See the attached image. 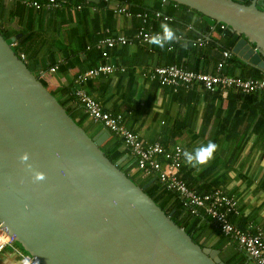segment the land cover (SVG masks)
I'll use <instances>...</instances> for the list:
<instances>
[{"label":"water","instance_id":"obj_1","mask_svg":"<svg viewBox=\"0 0 264 264\" xmlns=\"http://www.w3.org/2000/svg\"><path fill=\"white\" fill-rule=\"evenodd\" d=\"M171 1L240 31L231 51L264 70L258 0ZM109 136L105 128L90 136L0 31V225L11 239L37 249L40 264H227L144 191L154 177L139 185L119 167L127 154L115 162L105 154Z\"/></svg>","mask_w":264,"mask_h":264},{"label":"crops","instance_id":"obj_2","mask_svg":"<svg viewBox=\"0 0 264 264\" xmlns=\"http://www.w3.org/2000/svg\"><path fill=\"white\" fill-rule=\"evenodd\" d=\"M150 1L142 0L141 4V0H122L130 16L116 15L97 0L81 8L34 10L30 17L15 18L12 5L16 1L5 0V6L0 3V21L6 28L28 26L25 34L18 31L21 35L16 38L21 41L14 44L34 70H43L51 61L62 59L65 71H41L43 76L52 77L49 87L61 96L63 90L74 86L75 76L84 69L98 63L125 67L89 77L84 88L103 109L121 113L123 125L136 131L144 142L159 141L166 148L179 144L189 151L215 142L218 149L205 166L193 169L182 157L181 178L197 191L220 189L234 197L238 212H228L227 216L242 230L251 231L254 225L264 229V91L246 92L221 84L214 90L201 83L167 86L145 76L140 64H176L195 72L243 77L258 75V69L232 51L223 56L227 49L218 41L219 31L209 19L178 4L163 2L159 6ZM162 22L177 30L180 43L161 50L133 38L141 26L151 25L159 32ZM118 35L130 41L112 48L98 46L99 40ZM198 38L203 44L197 42ZM103 49L108 51L106 57L102 56ZM220 60L223 66L217 69ZM74 114L80 115L81 110L74 109ZM89 124L88 130H94L92 126L103 128L100 123ZM211 244L219 245L225 261L234 254V245L226 236L215 235ZM238 255L245 257L243 264H255L245 252Z\"/></svg>","mask_w":264,"mask_h":264},{"label":"built area","instance_id":"obj_3","mask_svg":"<svg viewBox=\"0 0 264 264\" xmlns=\"http://www.w3.org/2000/svg\"><path fill=\"white\" fill-rule=\"evenodd\" d=\"M67 0H24V5L37 8L67 7ZM110 3V10L116 14L130 16L128 9L122 0H105ZM71 5V4H69ZM81 4L70 6L69 8H80ZM156 29L151 25L141 26L133 36L134 39L147 43L150 34L156 33ZM129 38L118 35L109 36L99 40L98 46L111 48L115 43L126 44ZM199 44H203L201 38L197 39ZM108 51L103 49L102 55L106 56ZM231 50L223 51V56L227 57ZM23 58V54H22ZM139 64V63H138ZM145 76L158 80L161 84L177 87L187 86L193 83H201L208 90H214L219 84L236 86L243 91H264V72L260 71L259 77L241 78L227 75L226 73H206L195 72L176 64L156 65L150 62L140 64ZM223 61L216 62V68L220 69ZM124 70L115 64L99 63L88 70L80 72L75 79L77 83V97L85 108L87 114L94 121L102 122L103 126L110 132L119 136L130 151V156L135 158L136 168L145 177H157L159 181L170 190L179 192L186 203L195 210L203 208L210 215L213 223L234 242V248L247 253L256 264H264V229L260 226H252V230H242L228 219V212L237 213L238 204L234 197L223 193L220 189L210 192L196 191L190 187L179 175V168L182 164L181 152L183 148L176 144L172 148H165L159 141L144 142L137 133L127 129L122 125V114H113L103 109L97 101L82 85L83 81L92 75L112 74L117 69ZM251 78V79H250ZM12 239L5 229L0 225V253L11 244L13 254L20 264H39L36 260L35 250L29 244H12Z\"/></svg>","mask_w":264,"mask_h":264},{"label":"trees","instance_id":"obj_4","mask_svg":"<svg viewBox=\"0 0 264 264\" xmlns=\"http://www.w3.org/2000/svg\"><path fill=\"white\" fill-rule=\"evenodd\" d=\"M5 0H0V3L2 2L5 6ZM15 4L12 5L14 8L13 11H15V14L13 16H29L31 15L32 11H34L33 8L26 6L22 3H20V0H15ZM133 1V0H132ZM135 2H139L140 0H134ZM241 3H249L250 0H238ZM150 2H156V4L164 5L162 0H151ZM142 4V0H141ZM172 4H177L174 1H171L169 5ZM180 5V4H178ZM185 8H189L185 5H180ZM192 11H195L197 14L200 16H204L205 18L209 19L214 23V20L211 19L208 16L203 15L202 13L189 8ZM1 10V6H0ZM27 14V16H26ZM12 19V18H11ZM22 26H17V25H11L10 27H5L3 23L0 21V31L3 35V37L9 42H18L20 39H17L15 35L19 30L24 31L23 33L25 34L27 32L28 26L26 24H20ZM23 26L25 28H23ZM216 29L219 31L218 33V41L222 44L223 48L225 49H231L232 46L237 42V40L242 36L240 31L237 30H232L229 29L228 27L216 24ZM15 37L14 40L12 38ZM21 41V40H20ZM19 43V42H18ZM13 45V44H12ZM13 47V46H12ZM16 51H20L17 47H13ZM28 67L36 74L39 76V79L41 82L46 86V88L61 102V104L69 110V113L74 116L77 121L83 126V128L86 129V131L89 133L90 136H93L91 133H96L98 129L95 126H92L94 130H88L90 127L89 122L83 121L85 119L84 115H75L74 114V109H77L78 104L75 102V95L74 92L76 88L74 86L69 88H66L65 90L62 91L63 96H61L55 89H51L49 87V80L52 79V77L49 76H43L41 74V71H50L51 66L57 67L55 71H59L62 69V71H65V67H61L64 64L60 63H55V61H51L50 64L47 67H44L43 70H34L29 61L27 56L23 59ZM64 63V62H61ZM66 63V62H65ZM80 73V72H79ZM78 73V74H79ZM77 74V75H78ZM76 79V76H75ZM76 86L77 83L75 82ZM113 113V112H112ZM102 150L105 152V154L113 161L115 162L117 159H119L122 155L124 154H129V149L124 145L122 139L119 137L111 134V137L107 139L105 142L102 143L101 145ZM133 158H126L124 161H122L119 165L121 169H123L130 177H132L134 180L135 174H137V168H136V163L132 161ZM134 170V171H133ZM151 177H145L141 179L140 182H138L139 185L145 184ZM144 191L167 213L169 214L170 212L171 219L174 220L179 226L183 227L184 230L191 235L193 240L198 243L201 247H205L208 245L209 241H211V238H213L215 235L224 236L221 234L216 228L213 226V222L211 220V217L205 212L203 208H196L193 210L190 205L186 203L184 198L179 194V192L167 189L157 177L150 182L144 189ZM11 246V245H10ZM219 247V245H215V247ZM8 247V246H7ZM7 250V248H6ZM5 250V251H6ZM11 250L13 253V249L11 246ZM245 261V257L238 255V251L234 250V254L226 260L227 264H243Z\"/></svg>","mask_w":264,"mask_h":264},{"label":"clouds","instance_id":"obj_5","mask_svg":"<svg viewBox=\"0 0 264 264\" xmlns=\"http://www.w3.org/2000/svg\"><path fill=\"white\" fill-rule=\"evenodd\" d=\"M181 42V37L178 36L177 30L174 29L170 24L162 22L160 25V31L152 33L147 38V43L153 45L161 50L168 46ZM218 149V145L213 141L201 144L195 147L193 150H183L181 155L185 162V165L193 169H198L202 166L207 165L213 158L214 154ZM21 163L25 164V167L32 172L33 179L35 181L43 180L44 174L36 171L32 168L31 164H28L29 154L27 152H21L19 155Z\"/></svg>","mask_w":264,"mask_h":264},{"label":"rangeland","instance_id":"obj_6","mask_svg":"<svg viewBox=\"0 0 264 264\" xmlns=\"http://www.w3.org/2000/svg\"><path fill=\"white\" fill-rule=\"evenodd\" d=\"M163 2H164V0H162ZM238 1V0H237ZM93 2H96V1H92V0H67L66 1V3H65V5L67 6V9L70 7V6H74V5H76V4H81V7L84 5V4H92ZM102 2L103 3H105L108 7H110V3L109 2H107V1H105V0H102ZM258 2V6L260 7V8H263L264 9V3L262 2V0H258L257 1ZM20 3H24V0H20ZM69 4H71V5H69ZM80 7V8H81ZM31 8H33L34 10H37V11H42V10H52V11H54V10H61V8L62 7H55V8H49V9H46V8H37V7H31ZM192 9V8H191ZM114 13V12H113ZM14 14H15V11H14ZM114 14H116V13H114ZM116 15H119V16H125V15H121V14H116ZM11 26V25H10ZM10 26H8V27H10ZM19 32H17V34H18ZM13 44V45H12ZM11 45L14 47H17L16 46V44H14V42L12 43ZM116 44H121V43H115V45ZM114 45V46H115ZM18 48V47H17ZM112 48V47H111ZM19 49V48H18ZM17 53H18V55L20 56V57H22V54H23V58H25L26 57V55H25V53L23 52V51H17ZM108 55V54H107ZM106 55V56H107ZM103 56V55H102ZM106 56H103V57H106ZM61 62H62V59L61 60H59L58 61V63H60L61 64ZM99 64V63H98ZM109 64H113V63H109ZM154 64V63H153ZM97 65V64H96ZM156 65H162V64H156ZM164 65H168V64H164ZM95 66V65H94ZM117 66V65H116ZM178 66V65H177ZM91 67H93V66H91ZM91 67H89V68H91ZM119 67V66H118ZM179 67H181V66H179ZM56 68L57 67H55V66H51L50 67V71H54V70H56ZM89 68H87V69H84V70H88ZM182 68H184V67H182ZM124 69H125V67H124ZM84 70H82V71H84ZM119 70H121V69H117V71H119ZM81 71V72H82ZM116 71V72H117ZM207 73V72H206ZM208 73H214V72H208ZM216 73V72H215ZM219 73V72H218ZM227 74V73H226ZM99 75V74H98ZM227 75H230V74H227ZM93 76V75H92ZM89 77H91V76H89ZM89 77H87L84 81H86ZM84 81H83V83H82V85L84 86ZM157 82H159L158 80H156ZM160 83V82H159ZM73 85H74V88H76V90H75V92H74V95L76 96L75 98V102L78 104V107H77V109H80L81 110V114L80 115H84L85 116V119L86 120H84L85 122H88L89 121V123H100L102 126H103V124H102V122H100V121H94V120H92L91 119V117L87 114V112H86V110H85V108L82 106V104L79 102V100H78V97H77V86H76V84L73 82ZM89 93V92H88ZM110 112V111H109ZM112 113V112H111ZM113 114H116V113H113ZM89 119V120H88ZM122 125H123V123H122ZM124 126V125H123ZM125 127V126H124ZM103 128H105L104 126H103ZM106 129V128H105ZM128 129V128H127ZM130 130V129H129ZM90 131V130H89ZM99 131V130H98ZM98 131H96V133L98 132ZM131 131H133V130H131ZM110 132V131H109ZM133 132H135V133H137L136 131H133ZM96 133H91L93 136H95V134ZM111 134H113V135H115V136H117L115 133H113V132H110V136H111ZM92 136V137H93ZM109 136V137H110ZM139 136V135H138ZM109 137L107 138V139H109ZM117 137H119V136H117ZM140 137V136H139ZM120 138V137H119ZM106 139V140H107ZM121 139V138H120ZM105 140V141H106ZM104 141V142H105ZM152 142V141H151ZM163 145V144H162ZM164 146V145H163ZM173 147V146H172ZM171 147V148H172ZM166 148V147H165ZM167 149H169V148H167ZM128 157H130V158H133L132 159V161L135 163V158L133 157V156H130V151H129V154H128ZM127 157V158H128ZM180 169V168H179ZM137 171V174H135L136 176H135V178H136V181L137 182H140L141 181V179H143V178H145V176H143L140 172H139V170L138 169H136ZM134 171V170H133ZM180 175V174H179ZM155 178V177H154ZM194 189V188H193ZM197 191V190H196ZM201 192V191H200ZM210 216V215H209ZM212 220V219H211ZM213 222V221H212ZM241 229V228H240ZM12 244H18L17 242H15V241H12ZM11 245V244H10ZM8 246V248H7V250L2 254H0V262L5 258V260H4V262H3V264H18V260H17V258L15 257V255L12 253V250H11V246ZM21 245V244H20ZM207 246H212V244H211V241H209V243H208V245Z\"/></svg>","mask_w":264,"mask_h":264},{"label":"bare ground","instance_id":"obj_7","mask_svg":"<svg viewBox=\"0 0 264 264\" xmlns=\"http://www.w3.org/2000/svg\"><path fill=\"white\" fill-rule=\"evenodd\" d=\"M252 0H250V2H251ZM264 1V0H263ZM22 58V57H21ZM22 59H24V58H22ZM260 71H262V72H264V70H262V69H258V75H255V76H250V77H259L260 76ZM238 77H241V78H249V77H243V76H238ZM251 79V78H250ZM95 98V97H94ZM96 99V98H95ZM97 100V99H96ZM98 101V100H97ZM109 131V130H108ZM125 145V144H124ZM128 155V154H127ZM208 192H210V191H208ZM228 217V216H227ZM228 219H229V217H228ZM213 226L221 233V234H223L224 236H226V237H228L227 235H225L217 226H216V224L215 223H213ZM229 239H230V241H231V243H233V245H234V242L232 241V239L230 238V237H228ZM25 244H27V243H25ZM29 244V243H28ZM29 246L31 247V249L32 250H35V253H36V260L38 261V258H37V256H38V250L37 249H35V248H33L30 244H29ZM211 247H213V248H217V247H215V245H212ZM233 250H235V251H240V250H237V249H233ZM221 251V250H220ZM1 254V253H0ZM247 254V253H246ZM248 255V254H247ZM220 256H221V258H222V255H221V253H220ZM249 256V255H248ZM250 257V256H249ZM223 259V258H222ZM251 260H252V258H250ZM224 260V259H223ZM225 261V260H224ZM253 261V260H252ZM226 262V261H225ZM254 262V261H253ZM39 263V262H38ZM255 263V262H254ZM20 264V263H19ZM40 264V263H39ZM256 264V263H255Z\"/></svg>","mask_w":264,"mask_h":264}]
</instances>
